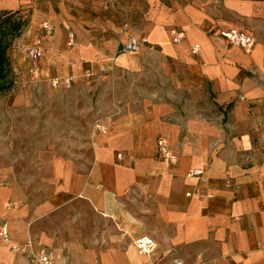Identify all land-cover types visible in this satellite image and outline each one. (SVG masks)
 I'll list each match as a JSON object with an SVG mask.
<instances>
[{
    "label": "crops",
    "instance_id": "crops-1",
    "mask_svg": "<svg viewBox=\"0 0 264 264\" xmlns=\"http://www.w3.org/2000/svg\"><path fill=\"white\" fill-rule=\"evenodd\" d=\"M0 9L27 21L13 50L24 75L32 43L44 49L40 83L112 67L128 75L115 81L123 112L87 163L50 157L29 184L0 171L12 244L31 240L54 264H264V0H0ZM232 29L255 47L230 44L221 33ZM129 36L147 41L120 54ZM204 91L214 95L208 111ZM159 138L177 162L158 155ZM197 168L204 174L188 175ZM143 235L156 243L150 253L134 243ZM0 264L31 263L0 239Z\"/></svg>",
    "mask_w": 264,
    "mask_h": 264
},
{
    "label": "rangeland",
    "instance_id": "rangeland-1",
    "mask_svg": "<svg viewBox=\"0 0 264 264\" xmlns=\"http://www.w3.org/2000/svg\"><path fill=\"white\" fill-rule=\"evenodd\" d=\"M15 41L9 49L14 85L0 94V171L29 184L37 175L35 166L50 157L87 163L100 132L97 125H109L123 112V100L115 98V81H125L128 75L119 79L112 67L106 76L90 75L69 89H54L48 82L40 83L39 68L32 73L30 68L36 65L27 57L32 64L24 75L14 56ZM206 94L198 98L208 111L215 101L212 93Z\"/></svg>",
    "mask_w": 264,
    "mask_h": 264
},
{
    "label": "built area",
    "instance_id": "built-area-1",
    "mask_svg": "<svg viewBox=\"0 0 264 264\" xmlns=\"http://www.w3.org/2000/svg\"><path fill=\"white\" fill-rule=\"evenodd\" d=\"M42 29L46 35H52L54 33V26L51 23H45ZM221 36L226 38L230 44L234 46H239L245 50H252L256 45V39L253 35L246 33L241 29H232L227 31H222ZM74 33L69 34L68 45L72 46L74 44ZM184 39V33L181 32L177 34L173 41L176 43L181 42ZM147 41L146 38H137L135 36H129L125 41H123L119 46L120 54H130L141 50L142 46ZM23 51L28 59L32 61L35 67H31L30 71L32 73L38 72L37 64L44 56V49L38 43H32L25 45ZM201 51V46L195 44L192 47V53L198 54ZM76 77L74 75H68L64 77H54L50 80V84L54 89H69L75 83ZM97 128L102 133H108L109 128L104 124H98ZM158 155L165 158L171 162H177L178 154L169 145L165 138H159L158 143ZM204 174L203 168L192 169L189 171V176H201ZM230 183V181H227ZM190 195V193L188 194ZM0 239L7 244H11V251L17 254H25L29 257L31 264H54V257L52 253L46 249L40 251H35L33 249V242L29 240L26 243L12 244V239L10 236L9 228L7 224L0 225ZM135 245L142 253H150L155 249L156 243L150 236H140L135 239Z\"/></svg>",
    "mask_w": 264,
    "mask_h": 264
},
{
    "label": "trees",
    "instance_id": "trees-1",
    "mask_svg": "<svg viewBox=\"0 0 264 264\" xmlns=\"http://www.w3.org/2000/svg\"><path fill=\"white\" fill-rule=\"evenodd\" d=\"M27 21L18 11H3L0 9V94L9 92L14 85L10 78L9 49L17 39Z\"/></svg>",
    "mask_w": 264,
    "mask_h": 264
}]
</instances>
